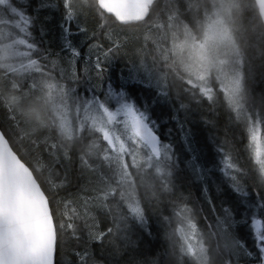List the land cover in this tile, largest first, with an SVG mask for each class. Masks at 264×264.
<instances>
[{"label": "snow or ice", "instance_id": "snow-or-ice-1", "mask_svg": "<svg viewBox=\"0 0 264 264\" xmlns=\"http://www.w3.org/2000/svg\"><path fill=\"white\" fill-rule=\"evenodd\" d=\"M0 264H264V0H0Z\"/></svg>", "mask_w": 264, "mask_h": 264}]
</instances>
